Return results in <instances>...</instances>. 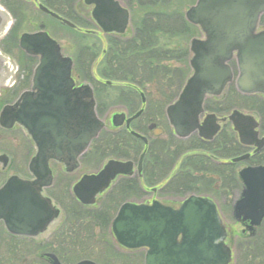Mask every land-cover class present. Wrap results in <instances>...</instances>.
<instances>
[{
    "label": "water",
    "instance_id": "water-1",
    "mask_svg": "<svg viewBox=\"0 0 264 264\" xmlns=\"http://www.w3.org/2000/svg\"><path fill=\"white\" fill-rule=\"evenodd\" d=\"M85 4L94 6L92 17L104 33H126L130 15L118 2L85 0ZM39 9L75 28L44 6L39 5ZM262 15L264 0H198L186 12L187 21L200 27L204 40L191 42L193 75L178 100L166 111L179 139L197 133L201 139L212 141L220 132L221 123L231 122L242 144L256 142L259 124L251 115L234 111L225 119L212 114L203 121L201 116L206 98L221 96L233 82L230 63L234 59L239 72L238 92L264 98V31L257 32ZM19 47L28 56L39 57V64L34 72L32 92L24 93L16 105L4 108L0 126L11 130L19 125L26 130L37 149L30 164L35 180L24 181L13 176L0 188V222L5 223L12 235L32 236L31 229L54 213L50 201L40 195V187L51 185L49 162L57 161L77 169L79 157L98 137L104 124L97 117L92 89L88 85L75 88L72 60L62 55L59 45L47 33L24 34ZM141 114L128 120L124 114H116L112 124L122 127L126 122L129 128ZM150 129H155V136L163 133L155 125ZM132 134L148 144L145 137ZM259 145V149L264 146V139ZM246 159L247 156L241 157L233 163ZM132 168V162L110 161L99 174L83 177L74 194L82 204L93 205L118 175L131 174ZM240 178L245 189L234 206V217L242 223L250 222L248 229L253 231L264 219V167L244 169ZM112 231L121 246L148 249L145 264H230L232 261L231 251L223 243L226 231L215 202L206 197L190 196L178 209L159 202L124 204ZM49 257L53 264H61L54 256Z\"/></svg>",
    "mask_w": 264,
    "mask_h": 264
},
{
    "label": "trees",
    "instance_id": "trees-1",
    "mask_svg": "<svg viewBox=\"0 0 264 264\" xmlns=\"http://www.w3.org/2000/svg\"><path fill=\"white\" fill-rule=\"evenodd\" d=\"M122 1L132 12L131 31L124 37H110L103 55L102 52L97 54L93 52L94 50H89L85 55L88 56L89 63L85 69L83 68L85 72L78 71L77 61L75 74H78V80L83 79L94 86L99 116H104L106 110V104L99 92L103 88L107 91H116L114 103H118V107H122L130 114H135L144 108L142 117L132 125V129L148 137L147 126L160 124L166 117L167 106L178 97L184 86L181 76H185L184 69L189 70V68H178L181 67L180 65L187 66L186 62L190 57L189 43L197 37L199 29L185 19V10L192 0ZM261 25L264 26V16ZM18 28L19 24L12 33L13 38ZM94 47L97 48V44ZM99 55L101 64L97 69L96 77H93L91 68ZM171 63H176L177 66L174 67ZM36 64L35 58L28 57L24 65L27 67L21 68L26 82L30 81ZM107 81L117 85L109 87L105 84ZM142 95L146 98L145 104L142 102ZM236 109L249 111L259 117L264 130V100L260 96H242L231 85L221 98L208 100L205 103V110L217 115L220 112L231 113ZM148 138L149 146L143 165L144 186L142 187L148 188L150 185L156 187L166 182L160 189L161 194L169 195L170 193L165 190H170L169 192L175 195L186 197L195 192L199 196L215 199L219 197L218 180L221 179L223 183L219 188L225 191L224 189H227L225 181H229V177H237L234 166H222L220 173L216 170L218 168L216 158L230 160L237 156V150L231 144L232 138L228 127L214 142H204L197 136L179 140L173 133L170 134L169 140ZM92 150L95 151L94 156L99 161L109 157L137 161L145 150V145L126 130L113 132L105 130L94 142ZM172 172L173 176H171ZM177 172L179 173L176 174ZM133 189L134 187L129 188L127 184L123 185L121 192L124 194L111 198L110 201H99L101 203L95 209L77 207L75 210L77 228L82 222L88 225L95 221L101 222V226L105 229L109 227L117 210L114 207H119V202L121 203L125 197H132ZM79 235L81 230L78 231ZM77 244L82 245V240L78 237ZM83 244L87 246L86 242ZM263 246L264 240L251 242L250 248L253 254L248 258L252 263H264Z\"/></svg>",
    "mask_w": 264,
    "mask_h": 264
},
{
    "label": "flooded vegetation",
    "instance_id": "flooded-vegetation-1",
    "mask_svg": "<svg viewBox=\"0 0 264 264\" xmlns=\"http://www.w3.org/2000/svg\"><path fill=\"white\" fill-rule=\"evenodd\" d=\"M20 1L24 3L34 4L38 10H39L38 5L41 4L50 11L58 14L61 13H59L58 10L56 11V9L64 8L72 16L71 19L70 17H68V19L70 21H74L72 20L73 18L76 19L77 20L76 22H78L81 26H85L84 24H87L85 20H87L86 17L89 14L90 22H92L95 25V23L92 20V11L94 9V6L89 7L90 8L89 13H86L81 9V5H78L79 0H38L37 3H35L33 0H20ZM115 1H117L122 7H125L122 0H115ZM1 5H2V0H0V6ZM76 5H77V9L75 10ZM5 8H7V10L9 11L8 7L5 6ZM14 9L15 6L11 7L10 10L12 11ZM78 9L80 11H78ZM3 14L0 15V44L7 38V35H9L10 31L14 28L16 21H18L17 19H13L9 17V15H7L6 13ZM46 16L49 17L48 15ZM61 16H63L64 18L67 17L65 15H61ZM262 30H264V28L259 29V31ZM40 31H45V30L41 29ZM99 34L101 36H97L98 40H101V38L103 37L106 38L108 36L107 34H104L102 31L101 33L99 32ZM89 50L87 49V47L85 49H82V53H81L82 56L88 54ZM36 59L39 60L38 58ZM16 70H17L16 67H14V65L11 63L9 59L5 61L3 59H0V116L5 107L14 106L17 104L23 93L32 92V80H31L32 78L30 79L29 82H27L28 85L26 86L22 84V86L19 87L20 81L18 85L15 86V84L17 83ZM82 85L83 84H78L77 81H75V88H79ZM214 99L215 98H209V100H214ZM126 117L130 118L131 116L127 114ZM255 118L259 124L258 128L256 129V131L258 132V139L256 140V142L254 143L251 142V144L249 145L242 144L240 141L239 133L235 131V128L232 123L231 124L221 123L220 132L212 141V142L216 141L218 136L223 132V130L226 127H228L230 130V137L232 138V143H231L232 147L236 148L237 150L236 153L237 156L230 160H222L217 158L215 159V162L217 164L216 167H218L216 170L219 173L222 166L231 165L234 166L233 169L237 177L236 178L229 177L230 180L225 181L227 183V184L225 183L227 186L226 187L227 189H224L225 191L219 188V186H222L223 183L221 179L218 180V185H217L219 189L218 194L220 199H223L222 204H220L221 201H219L218 198L215 199L211 198L215 202L219 216L225 227L226 238L223 243L231 250L232 259H233L231 264H234V262H236L235 260L238 255L241 261L240 259L237 260L236 264H245V263L247 264V262L252 264L250 260L245 261V257L247 255L245 254V251L243 252V245H241V243L238 246L236 245V241L238 239L247 242L248 250H250L251 255L253 254L250 248L251 242L254 241L257 243L260 242L261 240H264V219L259 227H255L254 230L251 231L248 229V227L250 226V222L239 223L238 221H236L234 217V206L241 199L243 191L245 189V185L240 178V172L247 168L264 167V146H262V148L259 149L260 141L264 139V130L262 128L261 119L259 117L258 118L255 117ZM137 121H135L133 124H135ZM17 129L22 131L27 136L28 142L34 149V154L31 157L27 167V172L29 174L28 178H22V179L26 181H34L35 178L30 172V164L31 161L36 156L37 149L33 141L27 135L26 131L19 125H16L11 130H5V129L2 130L6 132H12ZM122 129L126 130L129 134L133 132L132 124L129 129H127L126 126L121 128V130ZM107 130L110 132L114 131L113 127H107ZM148 131H150L149 128ZM150 132L153 134L155 130H152ZM203 141L207 142L205 140ZM94 152L95 151H93L91 148L88 149L86 153L79 158L78 160L79 167L74 170H72V168L60 162L50 161L49 170H50L51 185L47 187L46 186L40 187V195L42 196V198L50 201L51 210H53V212L55 213L45 218L44 220L40 221L37 224V226L32 228L31 237H21V236L11 235L8 232L4 222H0V264H21V263L22 264H53L54 261L49 256H54L61 264H79L84 261H90L93 262L94 264H107V263L145 264L146 263V256L148 252L146 248L135 249V250L127 249L121 246L117 242L112 232V223L115 220L120 207L127 202L133 203L131 199L136 198L134 196L129 197L130 201L127 202L124 201L121 203V205L118 207L117 212L115 213V216L111 221L110 226L107 227L108 236H110L112 239L114 238V242H115L113 244L111 243L110 245L111 247L101 246L98 248L99 249L98 250L95 249L93 246H90L91 244L87 246L77 244L78 234L76 229L78 227V223L75 219L76 217L75 210L77 207L95 209V207H98V205L101 203V202L99 203V201L102 200L110 201L111 198L124 194L121 192V187L126 184L129 186V188L134 187L132 191L133 193H137L142 190L143 171H139V166H138L142 156L141 154L137 161L129 160V161H133L134 163V166L131 170V174L117 176L116 179L112 182L111 187L103 194H100L97 197V201L94 206L83 205L76 198L74 194L75 186L80 182V180L83 177L98 174L100 171L103 170L105 165L102 168H100L98 171L81 175L76 180L75 184L72 187L71 184L74 181L75 176L78 174V172H80L83 169V167L89 168L94 165L99 166V163L101 161H99V159L94 156ZM245 156H247L246 160L238 163H233V160ZM112 159L119 161H127L122 159L120 160L117 158H112ZM12 166H13V160L11 159V157L8 156V154H6L5 152H0V187H2L5 184V182L9 179V177H7L5 178L4 181H2L1 177H3L4 174L10 171ZM143 191L145 193H149L147 188H144ZM152 192L159 193V189L158 188L153 189ZM185 199L183 201H185ZM165 200L166 201H160V200L158 201V199L152 198L151 201H147V202L143 201V202L146 203L144 205H152L154 202H159L165 206L172 207L173 209H178L183 203L182 201L179 204V206L174 207L168 205L170 204L169 202L176 203L173 201V199L166 198ZM227 208L231 210L233 219L243 227V230L240 235L244 236V238L236 235V233L231 231L225 225L223 209H227ZM67 211H70V213H68ZM90 224L91 223H88V225ZM100 227L102 228L104 226H100ZM96 228L97 227H95V229ZM178 241H181V237L178 238ZM236 246L238 248H236ZM92 249L96 250V253H94ZM235 253L237 254L234 260ZM108 255L112 257L108 258ZM113 259H116L117 261H114ZM253 264H264V263L255 262Z\"/></svg>",
    "mask_w": 264,
    "mask_h": 264
},
{
    "label": "rangeland",
    "instance_id": "rangeland-1",
    "mask_svg": "<svg viewBox=\"0 0 264 264\" xmlns=\"http://www.w3.org/2000/svg\"><path fill=\"white\" fill-rule=\"evenodd\" d=\"M197 0H192L190 6L185 10V13L188 9H190V7L194 6L196 4ZM4 5L6 7L9 8V11L7 10V8H5V6L1 5L5 11V13L7 15H9V17L13 18V19H18V23H19V28L16 31L15 37L13 38L12 44L11 46H8L7 48H2V54L11 61V63L14 65V67H16V71H17V83L15 84V86L18 85L19 81L23 79V77L21 76L22 74L20 73V69L27 67L24 66L25 62L27 61V56L25 59L24 54L19 50V39L21 37V35L25 34V33H35L40 31L41 29L46 30V32L48 33V35L56 40L59 45L62 48V52L63 55L66 57H69L73 60H76L77 63V68L78 71L80 72H85V68L87 65H89L88 63V56H82V49H85L87 47V49L89 50H94L93 52H97V54H100V52H103L106 47H108L107 42L105 40V38H101V40L99 41V43L101 44V46H99L97 44V40H95L93 38V36H85L84 32L83 33H78V31H74L73 29H69L65 26H63L62 24L56 22V20H52L49 17H47L46 15L42 14L36 7L34 4L32 3H24L20 0H3ZM78 5H81V9L83 11H85L86 13H89L90 8L86 7L83 4V0H79L78 1ZM126 5V4H124ZM14 10H10L11 7H14ZM77 9V5L75 10ZM59 11V13H61V15H65L67 17L72 18V16L66 11V9H56V11ZM78 11H80L78 9ZM70 15V16H69ZM87 20L86 23L84 24L85 26L88 27V29L92 30V31H97V28L95 27V25L90 22V15H87ZM186 19V17H185ZM74 21H77L76 19L73 18ZM15 22V21H13ZM15 24V23H13ZM203 38V34H201V32L199 31V34L197 35V37L193 38V39H202ZM192 39V40H193ZM97 44V48L94 47V45ZM190 46V43H189ZM100 50V51H99ZM191 54L190 57L188 58L186 65H180L181 67H179L178 69H182V67L184 68H189V70L184 69L185 70V76H181V82L182 85H185L188 77L191 76L192 72L190 70V60H191ZM95 63L92 65L91 68V73L92 76L96 77L97 75V69L100 67L101 64V56L99 55L96 59H95ZM84 65V66H83ZM172 66L176 67V63H171ZM36 66V65H35ZM21 67V68H20ZM35 68V67H34ZM84 68V69H83ZM187 70V71H186ZM78 75V74H77ZM77 75L74 74V79L75 81H78V84H90L88 81H84L83 79H77ZM25 81V82H24ZM24 86L28 85V83L26 82L25 79L22 80ZM107 89L103 88L101 89L99 92L102 95V100L105 102L106 104V110H105V114L104 116H100V120L102 122H104L106 125L111 126V120L113 115L117 114V113H122L125 112L126 114H128L125 109H123L122 107H118V103H114L116 101V97H115V92L113 90H109L107 91ZM114 104V105H113ZM228 112H220L218 113L219 116H228L231 113ZM245 113L250 114L251 112L249 111H245ZM252 114V113H251ZM129 115V114H128ZM160 128H162L165 132V134L159 138H161V140H169L170 138V134L172 133V128L170 127V125L168 124V121L166 120V118H164L163 120H161L160 124L158 125ZM148 137H153L156 138L154 136L151 135V132L148 131ZM169 138V139H168ZM0 152H5L6 154H8V156L11 157V159L13 160V166L11 168L10 171H8L6 174L3 175V177H1V180L4 181L5 178L11 176V175H17L21 178H28V172H27V167L29 164V161L31 159V157L34 154V149L32 148V146L30 145V143L28 142L27 136L20 131L19 129L14 130L12 132H6L3 131L0 128ZM112 158H103L102 161L99 163V166H92V167H83V169L78 172V174L75 176L74 181L71 184V187L75 184L76 180L83 174H88V173H92L95 171H98L100 168H102L109 160H111ZM179 172H177L176 174H178ZM170 176V175H169ZM171 176H173V172L171 173ZM60 182V181H59ZM166 184V182H164L163 184H159L156 187H152V185H150L147 189L149 193H145L143 190L145 187H142V190L137 192V193H132V195L136 198L131 199V201L135 204H146L143 201H151L152 198H156L158 199V201H166L165 199H173L174 202H169L170 206H179V204L185 199L188 198L191 195H198L195 194V192L189 196L186 197H181L178 195H175L171 192H169L170 190H165V192L167 191L168 193H170L169 195L165 194V193H160V189L163 188V186ZM142 186L143 183H142ZM70 187V188H71ZM159 189V193H154L152 192L153 189ZM158 191V190H157ZM213 191V190H212ZM214 194V191H213ZM162 196V197H160ZM218 198L220 202V204L223 203V199H220V197H216ZM237 199V198H236ZM124 201H130V198L125 197L122 202ZM121 202V203H122ZM121 203L119 202V206L121 205ZM115 209L118 210V206L114 207ZM116 210V212H117ZM115 216V215H114ZM113 216V217H114ZM223 216H224V223L225 225L234 233H236V235L244 238V236H241V232L243 230V227L236 222L233 217H232V212L229 208L227 209H223ZM81 224V223H80ZM101 222L99 221H95V223H91L90 225L87 224H82L80 225L79 228H77L76 230H81V235L78 236V238H80L82 240V245L83 242H86L87 245L93 246L95 249H98L99 247H104V246H110L111 244H108V242H111L112 244L115 243L114 242V238L112 239L110 236H108L107 234V228H101ZM95 227H97L95 229ZM90 228L92 231H90ZM105 229V230H104ZM77 231V234H78ZM241 243V245H243V252L245 251V254L247 255L245 257V261H249L251 256V252L250 250H248V246H247V242L245 241H241V240H237L236 241V245L238 246ZM85 246V245H84ZM236 246V248H238ZM111 247V246H110ZM99 250V249H98ZM237 250V249H236ZM235 250V252H236ZM92 251L94 253H96V250L92 249ZM236 254L234 256V260L236 258ZM96 257V256H95ZM112 256L108 255V258H111ZM116 258V257H115ZM119 259V258H118ZM239 255L236 258V262L237 260H239ZM34 260V259H33ZM114 261H117L116 259H113ZM236 262H234V264H236ZM249 262H247L248 264ZM22 264V263H21ZM110 264V263H107ZM246 264V263H245ZM251 264V263H249ZM253 264V263H252Z\"/></svg>",
    "mask_w": 264,
    "mask_h": 264
},
{
    "label": "bare ground",
    "instance_id": "bare-ground-1",
    "mask_svg": "<svg viewBox=\"0 0 264 264\" xmlns=\"http://www.w3.org/2000/svg\"><path fill=\"white\" fill-rule=\"evenodd\" d=\"M0 15H2V14H0ZM4 15V14H3Z\"/></svg>",
    "mask_w": 264,
    "mask_h": 264
}]
</instances>
